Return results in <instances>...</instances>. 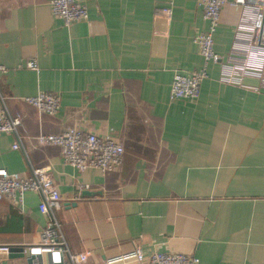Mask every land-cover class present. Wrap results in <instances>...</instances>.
I'll return each instance as SVG.
<instances>
[{
  "label": "crops",
  "instance_id": "1",
  "mask_svg": "<svg viewBox=\"0 0 264 264\" xmlns=\"http://www.w3.org/2000/svg\"><path fill=\"white\" fill-rule=\"evenodd\" d=\"M50 1L0 0V64L7 67L0 105L23 115L19 150L15 134H0V169L26 176L48 170L63 199L56 216L68 247L89 252L91 264L137 245L146 257L264 264V87L226 83L229 67L211 62L197 100L170 99L175 73L205 64L194 39L208 21L197 0H79L89 18L71 24L52 13ZM240 15L228 0L214 33L224 61ZM31 60L37 69L28 67ZM243 81L261 86L259 78ZM39 92L61 96L56 115H40L24 100ZM73 126L123 143V167L109 175L79 172L59 146L33 138ZM40 202L27 192L21 207L0 204V247L27 252L0 264H28L47 221Z\"/></svg>",
  "mask_w": 264,
  "mask_h": 264
},
{
  "label": "built area",
  "instance_id": "2",
  "mask_svg": "<svg viewBox=\"0 0 264 264\" xmlns=\"http://www.w3.org/2000/svg\"><path fill=\"white\" fill-rule=\"evenodd\" d=\"M227 2L228 0H197L204 19L208 21V28L200 31L194 39L205 64L189 73H175L170 90L171 100H197L201 93V84L209 75L207 66L211 62L229 67L223 68L221 76L222 81L226 83L238 84L258 92L264 87V0H235L241 7V15L236 26V41L231 55L224 61L215 50L214 33ZM50 6L52 13L68 24L89 18L87 6L79 0H51ZM162 11L167 18L171 17V6L164 7ZM27 65L32 69L38 68L34 60L29 61ZM6 72L7 67L0 64V74ZM247 76L259 78L261 86L244 84L243 80ZM24 100L34 106L40 115H56L61 108V96L53 93L39 92L24 97ZM22 121L23 115L12 116L0 105V134L17 136L14 150L21 147L22 136L19 128ZM33 138L38 146H59L66 163L79 172L93 168L109 175L118 172L124 165L125 146L112 136H101L96 132L73 126L58 134L40 133ZM27 192L40 195L39 210L47 217L46 225L39 235V242L29 248V255L36 256V259L49 256L50 264H91L89 252L73 253L68 247L62 224L56 216V212L63 206V199L48 170L35 169L31 175L26 176L12 173L6 168L0 169V204L8 201L21 207ZM9 250V247H0V253H8ZM25 253L27 254L26 249ZM128 261L137 264H200L198 258L184 254L155 252L146 257L141 245H137L129 254L105 260L102 264Z\"/></svg>",
  "mask_w": 264,
  "mask_h": 264
},
{
  "label": "water",
  "instance_id": "3",
  "mask_svg": "<svg viewBox=\"0 0 264 264\" xmlns=\"http://www.w3.org/2000/svg\"><path fill=\"white\" fill-rule=\"evenodd\" d=\"M91 193L84 191L83 195L89 196ZM25 257V248L24 247H13L10 248L8 253H0V260H6V259H16V258H24ZM36 256H29L28 258V264H37L36 262Z\"/></svg>",
  "mask_w": 264,
  "mask_h": 264
}]
</instances>
